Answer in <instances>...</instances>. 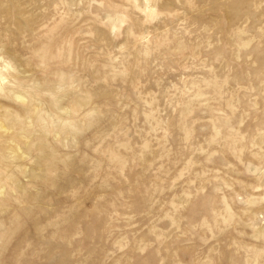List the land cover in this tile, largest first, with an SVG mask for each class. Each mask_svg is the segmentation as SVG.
Returning <instances> with one entry per match:
<instances>
[{"label": "rangeland", "instance_id": "1", "mask_svg": "<svg viewBox=\"0 0 264 264\" xmlns=\"http://www.w3.org/2000/svg\"><path fill=\"white\" fill-rule=\"evenodd\" d=\"M0 56V264H264V0H0Z\"/></svg>", "mask_w": 264, "mask_h": 264}, {"label": "clouds", "instance_id": "2", "mask_svg": "<svg viewBox=\"0 0 264 264\" xmlns=\"http://www.w3.org/2000/svg\"><path fill=\"white\" fill-rule=\"evenodd\" d=\"M16 76V69L11 66L10 61H8L5 57L0 56V99L15 101L17 103H27L23 100L24 93L18 86ZM14 130L15 129L13 127L4 129L3 131L5 132V135H7L8 132H12ZM16 153L17 154H14L13 156L0 155V168H2L4 172H7L9 168L13 167L12 161L14 159L25 158V154L19 151V147H17ZM31 162L32 161L29 160V163ZM3 191V189H0V193H3Z\"/></svg>", "mask_w": 264, "mask_h": 264}]
</instances>
